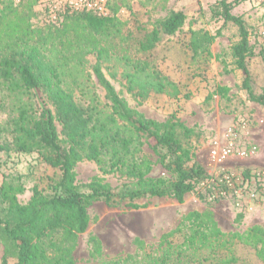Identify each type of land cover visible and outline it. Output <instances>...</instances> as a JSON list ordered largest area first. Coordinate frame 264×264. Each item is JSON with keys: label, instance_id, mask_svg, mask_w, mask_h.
<instances>
[{"label": "rangeland", "instance_id": "rangeland-1", "mask_svg": "<svg viewBox=\"0 0 264 264\" xmlns=\"http://www.w3.org/2000/svg\"><path fill=\"white\" fill-rule=\"evenodd\" d=\"M107 1L110 15L117 24L111 35L104 38L90 32L86 23L78 19L79 14L56 8L53 0H0V55L16 38L37 44L50 58H56L63 72L64 86L72 91L76 101L87 104L95 96L99 106L104 107L103 92L92 75L95 55L90 53L81 59L87 49L102 48V70L131 108L159 122L174 116L194 130L187 144L193 152V162L202 166L208 175L252 174L264 170V108L250 102L247 93L240 89L243 75L234 67L230 55V47L238 41V32L234 25L224 23L214 14L219 0ZM228 2L232 4L231 13L242 17L250 34L256 55L248 61V70L253 90L260 94L264 90V43L259 37L264 26V0ZM170 10L185 14L182 30L173 37H162L151 52L140 53L138 40ZM199 30L211 35L220 32L209 46L210 57L204 54L194 58L186 46L190 32ZM125 58L132 62L146 61L149 71L157 72L176 88L168 87L164 93L138 97L136 90L129 91L124 78ZM217 87L227 88L228 92L218 94ZM1 97L3 92L0 91V141H4L10 138L7 114L11 102ZM43 99L41 93L33 97L35 109ZM57 128L60 131L59 125ZM213 147L229 148L230 155L215 164L210 158ZM143 149L154 162L150 149L147 146ZM242 152L245 155H239ZM74 171L80 185L93 177L104 178L113 189L123 183L118 175H102L99 167L90 161L78 163ZM58 174L35 153L0 154V185L4 182L20 190L16 191V198L22 205L29 201L34 187L48 192L51 180ZM150 175L169 178L158 164L153 165ZM206 191H209L207 195ZM215 191L201 182L182 203L168 197L137 200L134 204L139 208H131L126 203L111 206L103 201L94 203L88 210V229L77 238L74 264H103L127 257L148 264L147 254L162 253L161 236L175 230L189 212L210 213L223 233L245 234L254 227L264 230L263 206H254L246 198H213ZM92 237L100 242V255L92 251L89 243ZM136 239L142 242V247L135 243ZM174 241L177 242V235ZM231 248L236 264H264L248 244L235 242ZM200 260L191 263L208 264ZM14 263L12 258L3 261L0 245V264Z\"/></svg>", "mask_w": 264, "mask_h": 264}, {"label": "trees", "instance_id": "trees-1", "mask_svg": "<svg viewBox=\"0 0 264 264\" xmlns=\"http://www.w3.org/2000/svg\"><path fill=\"white\" fill-rule=\"evenodd\" d=\"M217 7L214 14L237 28L238 41L230 47V55L234 67L243 75L240 89L247 93L250 102L264 108V90L260 94L254 92L248 70V61L256 54L247 26L241 16L231 13L232 4L228 0H219ZM76 14L90 32L104 38L111 35L117 24L110 13L108 16L92 12ZM185 22L182 11L170 10L138 40V51L151 52L162 37L178 34ZM219 35L220 32L211 35L191 31L186 46L194 58L204 54L210 57L209 46ZM45 52L37 44L16 38L0 55L1 98L11 102L7 114L10 138L0 141V154L35 153L59 172L51 180L48 192L34 187L29 201L23 205L16 198V191L20 190L4 182L0 185V245L3 261L12 258L14 264H74L77 238L88 229V210L96 202L103 201L109 206L126 203L139 208L134 204L137 200L168 197L182 203L201 182L211 179L202 166L193 162L187 142L194 130L174 116L159 122L131 108L102 70V48L87 49L81 59L90 53L95 55L92 75L103 92L104 107L99 106L95 96L87 104L76 101L72 91L64 86L56 58ZM125 65L128 89L136 90L138 97L176 88L157 72L149 71L146 61L132 62L125 58ZM227 92V88H216L218 94ZM40 93L44 99L35 109L32 100ZM144 146L152 152L154 162L145 154ZM82 161L95 163L102 175H118L123 183L113 189L104 178L93 177L85 184H78L74 168ZM157 164L169 178L150 175ZM241 175L250 178L247 172ZM211 216L200 212L185 215L175 230L159 239V246L163 247L161 255L147 254L148 264H194L191 262L200 260V255V261L208 264H236L231 248L235 242L250 245L264 261V230L254 227L245 234L223 233ZM89 243L93 253L100 255L99 240L92 237ZM135 243L143 246L137 239ZM103 264L140 263L127 257Z\"/></svg>", "mask_w": 264, "mask_h": 264}, {"label": "built area", "instance_id": "built-area-1", "mask_svg": "<svg viewBox=\"0 0 264 264\" xmlns=\"http://www.w3.org/2000/svg\"><path fill=\"white\" fill-rule=\"evenodd\" d=\"M52 1V0H50ZM56 8L69 12L71 14L86 12L94 13L100 16H108L110 13L107 0H53ZM261 41L264 43V26L260 31ZM230 155L229 148L213 147L210 158L213 162L220 163ZM239 155H245V152ZM215 188L212 193L213 198L236 197L240 200H248L254 206L264 207V170H259L250 174L246 179L241 174L232 172H223L211 175L209 181L202 182Z\"/></svg>", "mask_w": 264, "mask_h": 264}]
</instances>
